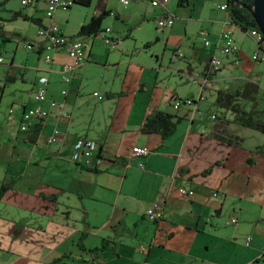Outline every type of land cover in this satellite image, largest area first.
Segmentation results:
<instances>
[{
    "label": "crops",
    "instance_id": "1",
    "mask_svg": "<svg viewBox=\"0 0 264 264\" xmlns=\"http://www.w3.org/2000/svg\"><path fill=\"white\" fill-rule=\"evenodd\" d=\"M21 1L0 0V31L9 39L1 52L9 43H15L17 48L20 43L26 47L31 42L35 45L33 51L37 53L38 68L36 73L25 77L30 81L32 91L28 100L10 107H16L17 120L21 105L40 104L49 115L42 121L36 119L28 131L21 130L18 121L9 122L16 138L7 141L12 152L8 154L2 184L10 188L1 199L6 209L0 213V221L10 223L8 234L12 242L21 231H27L28 226L34 228L30 240H40L44 244L40 259L44 264L56 259L61 260L59 264H264V154L258 149L264 142L251 141L239 133L234 127L238 123L232 121L233 113L216 104L219 90L234 92L245 84L246 90L257 88L260 92L256 66L261 61L252 59L247 70L243 71L240 66L241 71L236 73L233 70L244 55L243 46L236 45L238 52L233 54V67L224 77L228 82L218 89L208 87L217 74V66L209 64V59L213 55L220 58L222 43L217 45L222 31L232 25L234 35H249L232 21L227 9L221 8L227 0H218L216 14L209 20L192 18L187 13L177 15L170 32L164 33L168 44L170 36L181 30L186 36L190 30L200 27L199 32L205 35L201 38L196 34L190 41L192 45L186 44V48L192 49V55L183 53L181 44L173 43L172 47L177 57L185 58L188 73H198L199 89L182 90L178 86L167 90L160 100L154 99L150 87L136 74L132 75L136 85L132 90H127L124 84L128 73L116 77L117 87L116 83L108 85L106 76L94 70L93 65H103V61L108 63L112 60L111 54L95 50V43L88 48L84 62L72 72L65 71V65L72 59L64 47L52 52L51 61L43 60L40 39L36 35L40 24L33 19H40L41 23L49 21L47 0H36L27 6ZM137 1V6L145 2L151 8L164 4L163 0ZM191 1L178 5L184 8ZM99 2L112 10L116 21L120 22L119 29L111 27L116 45L123 42L119 33H124L123 38L134 37L136 26L124 20L121 9H113L106 0H98L96 9L81 25L99 13ZM167 11L158 12V17ZM14 12L21 15L11 20ZM53 19L59 22L57 14ZM18 20L22 21L20 29L14 24ZM195 21L199 23L195 25ZM34 27L35 34L32 35ZM204 38L210 40V45L204 44ZM15 50L9 72L14 66ZM196 60L200 61L199 66ZM65 75L71 76L70 82L65 80ZM42 77L48 79L47 99L38 103L34 95L41 86ZM94 80L102 87L107 101L115 102L105 128L95 124L98 106L91 105L92 113H88L89 104L84 97L86 85ZM13 81L7 74L4 83H0V101ZM151 83L153 87L154 82ZM64 89L66 94L62 92ZM172 97L190 98L194 103H183L175 108ZM128 98H131V104H120ZM52 100L64 102L71 118L63 116L61 108L52 105ZM240 102H245L248 109L253 106L243 99ZM211 103L216 107L212 114L214 121L205 115ZM255 103L254 106L259 108L260 102L256 100ZM103 108L108 111L110 105L103 104ZM149 109L181 116L176 131L168 138L143 132V120ZM38 126L36 135L34 130ZM55 128L60 129L61 135L58 140L51 141ZM228 135L241 140L229 143L220 139ZM81 136L95 142V159L102 158L101 162L94 159L88 165L83 156L75 159L76 141ZM136 146H146L150 152L135 156ZM212 165V170L205 173ZM181 187L194 190V194H182ZM154 204L163 208V218L159 220L147 216V209ZM232 217L238 219L236 223L231 222ZM2 224L0 222V233L3 232ZM103 241H106V247L95 257L89 251L101 246ZM3 244L0 238V264H18L9 256H1L4 250L15 254V249Z\"/></svg>",
    "mask_w": 264,
    "mask_h": 264
},
{
    "label": "rangeland",
    "instance_id": "2",
    "mask_svg": "<svg viewBox=\"0 0 264 264\" xmlns=\"http://www.w3.org/2000/svg\"><path fill=\"white\" fill-rule=\"evenodd\" d=\"M97 1L98 0H92L91 4L88 6L75 3L70 9L59 10L58 13H56L58 21L60 22H58L59 25L66 31L68 36H76L84 18L87 15H91L96 9ZM106 1L109 6L114 7L113 9H121L123 19L129 21L128 23L131 26H136L134 37L123 38L124 33L122 32L119 33L120 39L123 40L121 45H108L104 42L102 37V35L105 34L106 27L110 26L113 29H119L120 22L116 21L113 14L114 12L106 15L103 20V30L95 37V50H102L104 53L109 51L111 54L110 59L112 60L108 63L103 61V65H93V68L98 71V73H103L106 76L108 79V85L116 83L117 87L118 81H116V77L119 78L128 73L127 80L124 84L127 90H132L133 88H136V85L132 81V75L136 74L140 80L143 79L147 83V86L150 87V93L153 94L155 100H160L167 90H174L178 86L182 90L199 89V85L193 81L198 73H188V70H186L185 58L182 56L177 57L172 47L173 43L177 45L181 44V51L192 55V49L186 48V44L189 42V44L192 45V42L190 41L196 36V34H199L201 38L204 37L205 34L199 32L200 27L194 28L193 31L190 30V33L186 36L184 35V31L181 30L170 36V42L168 44L165 40L164 33H169L171 27L166 29L161 27L158 28L159 15L157 13L162 10H168L167 12L172 13L177 18V15L187 13L191 14L192 18L196 16L198 19L209 20L216 14L214 10L217 8L218 0H192L190 5L184 6V8L179 7L178 0H163V6L159 5L157 6L158 8H151V6L145 2H142L140 3V6H137V2H139L137 0L130 1L131 3L129 5L124 4L121 0ZM21 22V20H18L14 23L18 29L22 27ZM198 23V21H195L194 24L197 25ZM229 28L233 29V26L230 25ZM164 29L166 31L162 33ZM31 34H35V27L31 31ZM158 36L160 38H158ZM234 36L235 39H237L236 45H242L244 51L243 58L238 60V63L236 64L237 68H234L233 70L237 73L238 71H241L240 66L243 71L247 70V67L251 64V60L253 59V54L257 49V43L251 36L246 34L244 36L240 35L239 37L236 33ZM157 39L161 40L158 42ZM148 45L150 46L146 47ZM15 46V43H9L4 52H1L2 47L0 46V57L4 59L0 62V83H4L7 74H10L14 79L12 83L8 84L0 101V186L4 180L3 177L8 166V154L12 152L10 146H7V141L16 138L15 131L11 129L9 125L8 110L11 105L15 103L20 104L21 102H25L24 100H28L32 91L30 81L25 77H27L28 74L36 73L35 70L38 68L37 53L25 47L23 43H20L17 48ZM198 46H201L200 43ZM14 50L16 51L13 61L14 66L12 67L11 72H9L8 70L11 68L10 64L12 62V57H14ZM219 56L221 64L216 67L217 74L214 78L215 80L208 84L210 90L218 89L217 87L228 82L224 77L229 74V70L233 67L232 60L235 58L233 57V54L219 52ZM195 63L198 66L200 65V61L196 60ZM256 69V72L259 73V76H256L259 78L257 83L260 86V92L257 93V101L260 102L259 108H264V61L258 63ZM39 73H41V71H39ZM23 81L28 82L23 83ZM151 82H154L153 87ZM120 86L121 84L118 86L119 89ZM94 90L99 91L102 94L103 99L98 100V98L93 95ZM84 93V97L87 100L86 104H89L87 105V108L90 110L88 113H92L91 105H97L98 112H96L95 124L105 128L106 121L110 117L109 111L115 105V102L107 101L108 99L104 95L102 87L99 86V83L95 80L86 85ZM251 103L250 101H247L249 106L256 105L254 102ZM103 104L110 105L108 111H104ZM120 104H131V98L121 100ZM206 105L207 103H204V106ZM215 108V105H212L211 103V106L206 110L205 115L210 121H214L212 114L214 113ZM234 127L237 128L239 133L248 137L251 141L264 142V134L259 131L238 124H235ZM250 132H253V134H250ZM7 180L9 181L10 179ZM3 202L4 201L0 200V213L4 212L6 209L5 205H2ZM0 222H3V232L0 233V238L4 241L3 245L15 249L14 255H11L12 253L9 254L4 250L1 252V256H9L8 258L15 260L14 262H17L18 264H44L40 260L43 258L42 254L45 250L44 244L40 240H30L33 231L35 230L34 228L28 226L27 231L24 233L21 231L20 236L14 238L12 242V237L8 234L11 231L10 223L7 221Z\"/></svg>",
    "mask_w": 264,
    "mask_h": 264
},
{
    "label": "built area",
    "instance_id": "3",
    "mask_svg": "<svg viewBox=\"0 0 264 264\" xmlns=\"http://www.w3.org/2000/svg\"><path fill=\"white\" fill-rule=\"evenodd\" d=\"M36 0H22V5L27 6L30 4H33ZM124 4H128L129 0H121ZM75 4V0H47L46 1V17L49 19L47 23H43L42 25H39L37 35L40 39V45L42 49V53L44 56V59L49 62L52 60V52L59 48L64 47L66 49V52L72 59L70 63H67L65 65V71L66 72H72L75 70L77 66L82 64L87 56V50L90 48L94 42L95 37L97 35H89V36H80L77 38L69 37L64 30L61 28V26L54 21L53 17L56 15V13L59 10H68ZM222 9H227L226 4L221 5ZM177 17L174 16L172 13L166 12L164 15L160 16L158 18V25L161 28H168L174 25ZM248 34L256 41L257 43V49L255 50L253 54V60L254 61H264V34L261 32L260 29L257 28H251L247 30ZM112 28L108 27L105 29V34L102 35L104 42L108 45H114L116 43L114 37L112 36ZM204 44L210 45V40L208 38L203 39ZM220 42L222 43L221 50L223 53L226 54H235L238 52V47L236 46V40L234 36V32L231 28H225L219 38L218 45H220ZM26 47L30 50H34L35 45L31 42L26 44ZM0 61H2V58H0ZM209 64L213 66H218L221 64V59L217 55H213L209 59ZM65 80L67 82L71 81L70 75H65ZM194 82L200 83L199 78H195ZM47 83L48 79L47 77L41 78V86L36 90L34 99L38 103L43 102L47 99ZM63 94L67 93V90L64 89ZM94 95L98 96L99 98H103V96L99 92H94ZM183 103L191 105L194 103V101L190 98L180 99V98H174L173 99V106L175 108H178ZM52 105H57L61 108V114L67 118H71V115L68 111L65 110L64 102L62 101H55L52 100ZM21 108V115L19 117V120H17L16 116V107L12 106L9 109L8 112V121L10 123H14L16 121L20 124V129L23 131H28L33 125L35 124L36 119H40L41 121L45 119L49 112L44 109L40 104L29 107L25 105L19 106ZM61 135V131L59 128H55L53 134L50 137L51 141L58 140L59 136ZM76 147L77 151L74 155L75 159L80 158L83 156L85 158V162L88 165H91L93 163V160L95 159V142L87 137L81 136L77 138L76 141ZM150 152V149L146 146H136L133 150V154L135 156H144L147 155ZM96 162H101L102 158L95 159ZM140 166L143 168L144 165L140 164ZM180 192L186 196H191L194 194V190L187 189L184 187H181ZM147 216L151 220H159L163 218V208L159 204H154L152 207L147 209ZM236 217L231 218L232 223L237 222ZM251 240V238L248 239V242ZM144 249V248H143Z\"/></svg>",
    "mask_w": 264,
    "mask_h": 264
},
{
    "label": "trees",
    "instance_id": "4",
    "mask_svg": "<svg viewBox=\"0 0 264 264\" xmlns=\"http://www.w3.org/2000/svg\"><path fill=\"white\" fill-rule=\"evenodd\" d=\"M91 1L92 0H75V3L88 6L91 4ZM184 1L186 0H178V4L182 5ZM250 6H253V0H227L226 3V8L232 21L235 24L241 26L244 30L251 28L259 29L253 13L249 8ZM97 7L99 8V13L93 14L88 22L81 25L76 37L97 35L103 30V20L106 15L112 12V10H107L105 5L100 2L97 4ZM19 15H21L19 12H14L11 20L16 19ZM33 21L40 25L43 24L40 22V19H33ZM8 41L9 39L5 37L4 32L0 31V46L3 47ZM247 84L248 83H246V85ZM257 93H259L257 88L251 89L250 91L246 90L245 84L243 87H241V89H237L234 92L219 90L216 104L219 108L233 113L232 121L238 123L241 126L255 129L264 133V108H257V106L253 105L248 109L245 106V102L244 104L240 102V100L243 99V101H252L255 103L257 98L254 94ZM222 113L223 111L219 114ZM181 120L182 117L177 114L160 109H149L143 120L142 131L145 133H157L160 134L162 138H168L176 131V128ZM39 129V126L35 128L34 133L36 135L39 132ZM220 139L229 143H238L241 140V138H236L234 140L231 135L220 137ZM258 149L264 154V146H260ZM212 168L213 165L206 169L205 173H209ZM9 188L10 186H7L6 184H2L0 186V200L5 196ZM105 247L106 241H103L101 246L93 248L89 252L97 257V255H99L105 249ZM92 260H94V258ZM60 262V259H56L54 262L47 264H59Z\"/></svg>",
    "mask_w": 264,
    "mask_h": 264
},
{
    "label": "water",
    "instance_id": "5",
    "mask_svg": "<svg viewBox=\"0 0 264 264\" xmlns=\"http://www.w3.org/2000/svg\"><path fill=\"white\" fill-rule=\"evenodd\" d=\"M261 32L264 34V0H253V6L249 7Z\"/></svg>",
    "mask_w": 264,
    "mask_h": 264
}]
</instances>
